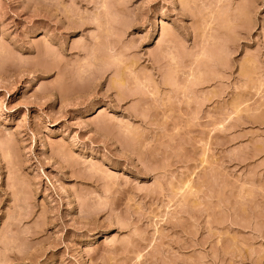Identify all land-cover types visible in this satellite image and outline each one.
Listing matches in <instances>:
<instances>
[{"label":"rangeland","instance_id":"1","mask_svg":"<svg viewBox=\"0 0 264 264\" xmlns=\"http://www.w3.org/2000/svg\"><path fill=\"white\" fill-rule=\"evenodd\" d=\"M0 264H264V0H0Z\"/></svg>","mask_w":264,"mask_h":264}]
</instances>
